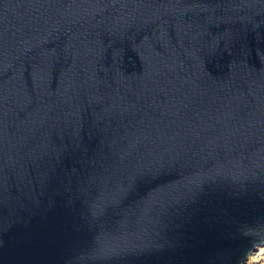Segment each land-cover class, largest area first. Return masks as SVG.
<instances>
[{"label": "water", "instance_id": "obj_1", "mask_svg": "<svg viewBox=\"0 0 264 264\" xmlns=\"http://www.w3.org/2000/svg\"><path fill=\"white\" fill-rule=\"evenodd\" d=\"M263 247L264 0H0V264Z\"/></svg>", "mask_w": 264, "mask_h": 264}, {"label": "rangeland", "instance_id": "obj_2", "mask_svg": "<svg viewBox=\"0 0 264 264\" xmlns=\"http://www.w3.org/2000/svg\"><path fill=\"white\" fill-rule=\"evenodd\" d=\"M247 264H264V250L256 251Z\"/></svg>", "mask_w": 264, "mask_h": 264}, {"label": "bare ground", "instance_id": "obj_3", "mask_svg": "<svg viewBox=\"0 0 264 264\" xmlns=\"http://www.w3.org/2000/svg\"><path fill=\"white\" fill-rule=\"evenodd\" d=\"M264 250V247L263 248H259L257 251H263ZM262 253V252H261ZM253 256V255H252Z\"/></svg>", "mask_w": 264, "mask_h": 264}]
</instances>
